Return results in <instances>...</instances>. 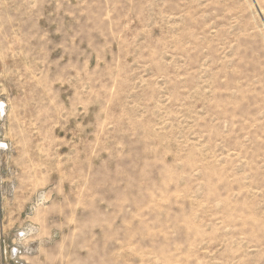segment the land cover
I'll return each mask as SVG.
<instances>
[{
	"label": "rangeland",
	"instance_id": "rangeland-1",
	"mask_svg": "<svg viewBox=\"0 0 264 264\" xmlns=\"http://www.w3.org/2000/svg\"><path fill=\"white\" fill-rule=\"evenodd\" d=\"M0 104V264H264V0H0Z\"/></svg>",
	"mask_w": 264,
	"mask_h": 264
},
{
	"label": "built area",
	"instance_id": "built-area-1",
	"mask_svg": "<svg viewBox=\"0 0 264 264\" xmlns=\"http://www.w3.org/2000/svg\"><path fill=\"white\" fill-rule=\"evenodd\" d=\"M17 250H18L17 248H13L12 253H13L14 256L17 254Z\"/></svg>",
	"mask_w": 264,
	"mask_h": 264
},
{
	"label": "bare ground",
	"instance_id": "bare-ground-1",
	"mask_svg": "<svg viewBox=\"0 0 264 264\" xmlns=\"http://www.w3.org/2000/svg\"><path fill=\"white\" fill-rule=\"evenodd\" d=\"M4 106H2L1 104H0V110L2 111H4V108H3Z\"/></svg>",
	"mask_w": 264,
	"mask_h": 264
}]
</instances>
